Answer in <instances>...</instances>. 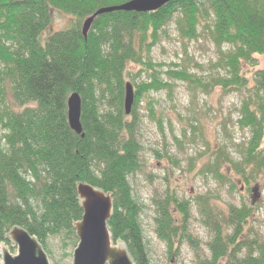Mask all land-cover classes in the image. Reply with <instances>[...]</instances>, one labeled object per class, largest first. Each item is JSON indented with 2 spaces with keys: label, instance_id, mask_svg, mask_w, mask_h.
Listing matches in <instances>:
<instances>
[{
  "label": "trees",
  "instance_id": "obj_1",
  "mask_svg": "<svg viewBox=\"0 0 264 264\" xmlns=\"http://www.w3.org/2000/svg\"><path fill=\"white\" fill-rule=\"evenodd\" d=\"M128 1L0 0V243L10 245L9 234L18 227L44 249L49 238L57 236L65 246H78L75 224L84 215L78 186L87 183L112 195L108 226L113 241L126 244L135 264H152L142 206L130 181L144 165L138 133L140 102L152 92L173 90V83L161 74L196 89L241 91L248 84L244 64L264 56V0H173L154 12L114 11L99 15L84 35V21L98 9ZM53 9L71 15V24L47 33ZM172 20L181 36L190 40L199 38L204 22L224 55L230 77L205 83L175 62L163 71L167 65L154 62L152 52L168 35ZM131 66L140 67L149 78L133 84L135 103L127 115L124 101L128 78L134 77ZM255 80L259 98L248 96L243 101L238 121L252 133L244 162L228 158L249 187L255 175L264 174V96H260L264 70L256 72ZM8 87L19 110L7 104ZM73 92L82 97L84 137L68 121ZM154 103L149 99L156 118ZM222 165L220 156L209 165L218 179L225 177ZM197 201L204 221L214 230L207 264H264V239L238 240L252 217L251 207L232 206L227 213H217L204 196ZM156 205V231L170 250L184 239L193 241L188 200L167 191ZM242 246L248 252L240 257Z\"/></svg>",
  "mask_w": 264,
  "mask_h": 264
},
{
  "label": "rangeland",
  "instance_id": "obj_2",
  "mask_svg": "<svg viewBox=\"0 0 264 264\" xmlns=\"http://www.w3.org/2000/svg\"><path fill=\"white\" fill-rule=\"evenodd\" d=\"M52 13L53 20L47 33L70 26L71 15L56 9ZM166 29L168 35L163 36L152 52L154 62L167 65L163 71L175 62L180 63V69L202 77L205 83H212L214 78L230 77L224 55L204 22L199 25V38L193 40L181 36L175 20ZM228 49L229 46H225L224 52ZM130 70L134 80L128 78V82L132 84L149 78L147 73H140L138 66H131ZM259 70H264L262 55H256L244 64L243 76L248 84L241 91L233 92H225L221 87L207 91L196 89L187 81L170 80L166 74H161L162 79L173 83V90L152 92L150 98L146 95L140 102L138 133L143 145L144 165L130 181L142 206L141 221L152 264H207L211 259L214 230L200 212L199 196L207 198L216 212L227 213L232 206L251 207L252 217L238 240L244 243L264 239V174L254 176L250 190L241 172L235 171L228 161L244 162L252 133L238 122L240 108L248 96L258 100L255 77ZM260 96H264V90ZM149 99L155 102L156 118L149 109ZM7 104L14 110L21 108L10 87L7 88ZM219 156L223 161V179L216 178L209 168ZM167 191L180 200H188L191 209L188 231L193 241L184 239L174 250L169 249L156 231V203ZM64 244L62 237L49 238L48 248L43 249L50 264H74L77 246ZM7 250L17 255L18 245L12 240L10 245L0 243V264H4ZM247 252L248 247L242 246L239 256L243 257Z\"/></svg>",
  "mask_w": 264,
  "mask_h": 264
},
{
  "label": "water",
  "instance_id": "obj_3",
  "mask_svg": "<svg viewBox=\"0 0 264 264\" xmlns=\"http://www.w3.org/2000/svg\"><path fill=\"white\" fill-rule=\"evenodd\" d=\"M173 0H130L128 2L102 7L83 24V33L87 37L95 19L105 13L126 11L147 13L154 12ZM135 89L132 83H127L124 108L127 115L133 111ZM82 97L79 92H73L68 99V121L75 132L82 134ZM78 192L84 209L81 221L75 224L79 243L74 253V264H135L125 243L113 245L108 222L113 214V198L110 193L95 188L87 183H80ZM11 240L18 245V254L8 250L4 254V264H50L41 243L37 238L23 228H13L9 234Z\"/></svg>",
  "mask_w": 264,
  "mask_h": 264
}]
</instances>
